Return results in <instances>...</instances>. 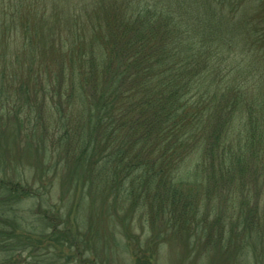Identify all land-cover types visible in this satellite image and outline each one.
I'll return each mask as SVG.
<instances>
[{"label":"trees","instance_id":"1","mask_svg":"<svg viewBox=\"0 0 264 264\" xmlns=\"http://www.w3.org/2000/svg\"><path fill=\"white\" fill-rule=\"evenodd\" d=\"M16 41L17 63L7 64ZM0 46L1 74L55 63L57 71L44 67L62 77L41 87L40 102L60 111L56 95L62 102L66 93L77 125L95 122L90 138L111 148L93 155L113 158L114 171L136 170L145 194L154 184H198L193 175L205 166L255 183L264 171V0H0ZM2 181L3 200L23 191ZM3 208L0 264H9L35 243L3 232ZM58 240L68 244L69 232ZM41 248L25 264H59Z\"/></svg>","mask_w":264,"mask_h":264},{"label":"rangeland","instance_id":"2","mask_svg":"<svg viewBox=\"0 0 264 264\" xmlns=\"http://www.w3.org/2000/svg\"><path fill=\"white\" fill-rule=\"evenodd\" d=\"M17 41L7 64L17 63ZM45 60L46 70L28 74H1L0 68V178L23 189L15 187L3 200L0 179V205L8 217L1 229L20 234L16 244L28 237L35 243L30 251L14 252L9 264L40 259L41 247L59 264H264V171L255 183L251 173L253 179L241 181L235 171L216 177L205 166L193 175L198 184L175 190L154 184L145 194L134 182L136 170L126 175L125 168L114 171L113 158L100 159L111 148L90 138L95 122L82 125L80 119L77 125L66 93L62 102L56 95L60 111L48 97L40 102L41 87L62 77ZM66 77L71 83V74ZM66 231L71 240L60 243Z\"/></svg>","mask_w":264,"mask_h":264}]
</instances>
